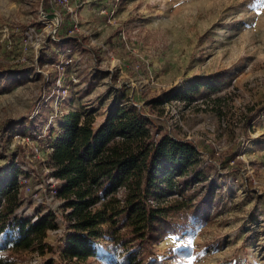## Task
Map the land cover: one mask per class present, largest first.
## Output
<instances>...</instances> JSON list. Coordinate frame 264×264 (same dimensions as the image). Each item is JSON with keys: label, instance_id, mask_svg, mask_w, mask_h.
Here are the masks:
<instances>
[{"label": "rangeland", "instance_id": "1", "mask_svg": "<svg viewBox=\"0 0 264 264\" xmlns=\"http://www.w3.org/2000/svg\"><path fill=\"white\" fill-rule=\"evenodd\" d=\"M44 1L0 0V64L38 72L30 70L25 84L0 86V173L21 167L30 179L19 183L34 190L25 193L18 214L37 220L54 211L64 229L62 201L50 194L49 178L37 179L31 169L36 160L46 161L48 141L23 137L18 128L3 137L12 124L26 130L35 123L44 131L52 124L57 132L68 114L83 113L99 127L116 97L145 106L167 89L206 84L190 102L167 103L158 123L198 143L211 178L222 183L220 203L210 222L156 248L169 264H264V112L248 124L264 105V2ZM62 33L88 43L69 52L57 39ZM49 48L61 55L59 62L47 64ZM225 151L242 164L216 166ZM47 241L64 250L59 233L50 232ZM107 247L101 242L100 251ZM182 250L183 257H173ZM51 258L59 264L49 253H23L18 264ZM88 264L107 263L96 258Z\"/></svg>", "mask_w": 264, "mask_h": 264}, {"label": "trees", "instance_id": "2", "mask_svg": "<svg viewBox=\"0 0 264 264\" xmlns=\"http://www.w3.org/2000/svg\"><path fill=\"white\" fill-rule=\"evenodd\" d=\"M57 39L66 41L69 52L88 43L87 38L65 33ZM48 50L51 59L47 64L59 62L61 55ZM42 66L40 62L37 68ZM30 70L38 74L34 68L0 64V86L27 83ZM203 87L206 84L198 83L185 91L173 87L145 106L132 97H116L99 127L91 116L70 113L57 132L52 124L44 131L35 123L26 130H20L21 123H14L3 131L4 137L18 128L23 137L48 141L46 161L36 160L31 169L37 179L40 175L59 182L57 198L63 203L59 218L65 244L59 253L47 241L49 233L60 228L54 211L40 214L37 220L18 214L26 188L34 192L28 184L19 183V178L27 182L30 175L18 167L0 173V264H18L23 253L58 255L59 264H88L96 258L107 264H169L156 246L167 237L188 235L210 222L220 203L222 183L211 178L198 143L177 138L158 123L167 103L190 102ZM263 112L264 105L249 117L248 124ZM237 157L225 151L215 161L216 166L222 170L231 162L240 166L242 161ZM17 161L27 166V161ZM46 169L50 171L47 174ZM101 242L109 246L103 252ZM186 253L182 250L173 257ZM41 264L56 261L44 259Z\"/></svg>", "mask_w": 264, "mask_h": 264}, {"label": "built area", "instance_id": "3", "mask_svg": "<svg viewBox=\"0 0 264 264\" xmlns=\"http://www.w3.org/2000/svg\"><path fill=\"white\" fill-rule=\"evenodd\" d=\"M72 61L73 60L70 59L69 61H67V64H69V62H72ZM49 150H51V149L49 148ZM47 172L49 173L50 171L47 169ZM48 183L50 184V188L52 190L50 194H52L53 197L57 198V194H58L57 186H58L59 182L55 178L50 177ZM26 192H28V188H26ZM63 232H64V229L61 230L60 228L58 230L52 231L53 234H58L59 233V236H61L63 234Z\"/></svg>", "mask_w": 264, "mask_h": 264}, {"label": "snow or ice", "instance_id": "4", "mask_svg": "<svg viewBox=\"0 0 264 264\" xmlns=\"http://www.w3.org/2000/svg\"><path fill=\"white\" fill-rule=\"evenodd\" d=\"M257 2H264V0H257ZM250 7H255V5H250Z\"/></svg>", "mask_w": 264, "mask_h": 264}]
</instances>
